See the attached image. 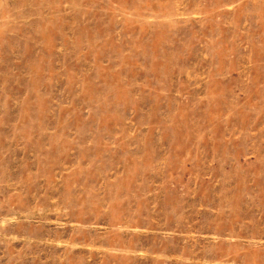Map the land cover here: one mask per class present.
Returning <instances> with one entry per match:
<instances>
[{
  "label": "rangeland",
  "instance_id": "374dc122",
  "mask_svg": "<svg viewBox=\"0 0 264 264\" xmlns=\"http://www.w3.org/2000/svg\"><path fill=\"white\" fill-rule=\"evenodd\" d=\"M0 264H264V0H0Z\"/></svg>",
  "mask_w": 264,
  "mask_h": 264
}]
</instances>
